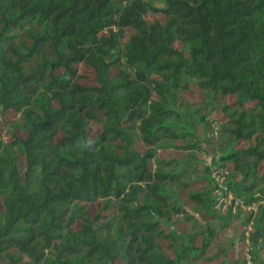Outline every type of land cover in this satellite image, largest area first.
<instances>
[{
	"label": "trees",
	"instance_id": "16d2710c",
	"mask_svg": "<svg viewBox=\"0 0 264 264\" xmlns=\"http://www.w3.org/2000/svg\"><path fill=\"white\" fill-rule=\"evenodd\" d=\"M215 170L257 209L218 208ZM247 252L264 264V0H0V264Z\"/></svg>",
	"mask_w": 264,
	"mask_h": 264
},
{
	"label": "built area",
	"instance_id": "2783aa9c",
	"mask_svg": "<svg viewBox=\"0 0 264 264\" xmlns=\"http://www.w3.org/2000/svg\"><path fill=\"white\" fill-rule=\"evenodd\" d=\"M226 175L227 172L224 170H215L213 174V178L218 183V188L215 191L216 200H217V206L223 211H226L230 207H232V210L234 212L237 211L238 208H242L244 211H253L257 209V206L255 204L253 205H246L242 199L235 198L225 186L226 181ZM251 228H249V232H247V237H249ZM249 245V240L246 241ZM246 259L248 261V264H252V257L247 252Z\"/></svg>",
	"mask_w": 264,
	"mask_h": 264
},
{
	"label": "rangeland",
	"instance_id": "374dc122",
	"mask_svg": "<svg viewBox=\"0 0 264 264\" xmlns=\"http://www.w3.org/2000/svg\"><path fill=\"white\" fill-rule=\"evenodd\" d=\"M195 98H197V95H192V94H188V95H186L185 96V100H187V101H191V100H194ZM207 161L208 162H211V158L210 157H208L207 158ZM230 233H228V235L232 238L233 237V232L232 231H229ZM240 251H239V248L236 246V249H235V251L233 252V255H236L237 253H239Z\"/></svg>",
	"mask_w": 264,
	"mask_h": 264
}]
</instances>
